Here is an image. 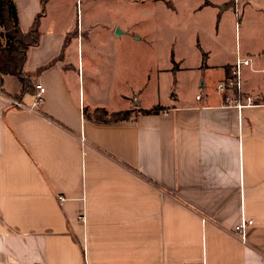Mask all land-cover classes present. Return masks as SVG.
Masks as SVG:
<instances>
[{
	"label": "crops",
	"instance_id": "0c3cea01",
	"mask_svg": "<svg viewBox=\"0 0 264 264\" xmlns=\"http://www.w3.org/2000/svg\"><path fill=\"white\" fill-rule=\"evenodd\" d=\"M14 1L27 30L41 0ZM192 4L213 21L234 8L235 54L212 63L203 39L224 37L199 34L194 96L145 103L114 57L92 48L85 66L84 18L46 1L23 65L31 87L11 73L0 83V264H264V0ZM238 57L251 59L239 96L260 104L241 111L217 88ZM36 82L45 90L32 106ZM97 107L133 113L100 121ZM242 219L253 220L246 240L234 232Z\"/></svg>",
	"mask_w": 264,
	"mask_h": 264
},
{
	"label": "rangeland",
	"instance_id": "374dc122",
	"mask_svg": "<svg viewBox=\"0 0 264 264\" xmlns=\"http://www.w3.org/2000/svg\"><path fill=\"white\" fill-rule=\"evenodd\" d=\"M194 2L62 0V7L70 19L84 18V40L80 43L83 41L85 66L91 65L89 51L92 48L103 55L99 57L100 62L103 58L106 61L110 56L114 57L118 68L116 74L122 77L123 83H126L125 77L129 78L134 95L148 103L155 100L157 94L162 100L170 98L173 90L180 97L194 96L197 83L202 82L196 78L197 71L193 68L204 55L199 34L209 37L218 29L217 32L224 37V42L215 45L203 39L205 46L212 51L209 60L212 63L235 54V35L239 29L236 31L238 19L235 20L234 8L220 7L213 21L209 13L193 12ZM116 23L127 32H117ZM203 24L205 32L199 31ZM113 31L117 34L113 35ZM121 77L116 80L120 81Z\"/></svg>",
	"mask_w": 264,
	"mask_h": 264
},
{
	"label": "trees",
	"instance_id": "16d2710c",
	"mask_svg": "<svg viewBox=\"0 0 264 264\" xmlns=\"http://www.w3.org/2000/svg\"><path fill=\"white\" fill-rule=\"evenodd\" d=\"M41 0V11L34 17L32 25L23 30L18 23L17 10L14 0H0V83L5 73H11L18 77L24 88L31 87L33 73L24 70L23 65L26 59V51L29 46L39 42L40 24L39 17L45 12V3ZM231 74V68L226 67V75ZM165 108L157 103L150 108H135L138 112H155ZM133 109L107 111L104 108L93 110L94 118L100 121H113L128 119ZM99 113V114H98Z\"/></svg>",
	"mask_w": 264,
	"mask_h": 264
},
{
	"label": "built area",
	"instance_id": "2783aa9c",
	"mask_svg": "<svg viewBox=\"0 0 264 264\" xmlns=\"http://www.w3.org/2000/svg\"><path fill=\"white\" fill-rule=\"evenodd\" d=\"M251 65V59L250 58H243L238 57L235 65L231 67V74L228 76L226 75L223 80L219 81L217 83V88L221 92L225 93L228 90L233 91L232 93L234 96H229V94L225 95V102L229 105H232L238 111H241L245 107H252L260 105L255 98L251 96H244L243 98L239 94L241 93V90L243 89V83H242V66H249ZM35 85V92H34V102L32 106L38 105L42 100V93L45 90V86L41 84L40 82L34 83ZM2 86L0 85V93H2ZM197 97H200V95H197ZM9 101H11L12 104H15L17 106H24V103L22 100H19L17 97H9ZM60 199H64L65 196L59 195ZM253 224V220L251 219H242V222L237 225L234 229V232L236 235H238L241 239L246 240V229L248 226ZM34 264H41L40 262H35ZM199 264V263H194Z\"/></svg>",
	"mask_w": 264,
	"mask_h": 264
}]
</instances>
